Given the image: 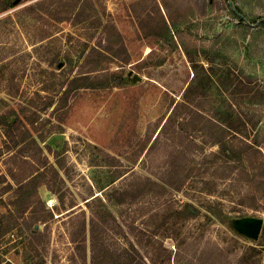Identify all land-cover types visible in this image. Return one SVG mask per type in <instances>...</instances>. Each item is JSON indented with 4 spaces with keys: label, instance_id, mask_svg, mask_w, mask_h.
Instances as JSON below:
<instances>
[{
    "label": "rangeland",
    "instance_id": "1",
    "mask_svg": "<svg viewBox=\"0 0 264 264\" xmlns=\"http://www.w3.org/2000/svg\"><path fill=\"white\" fill-rule=\"evenodd\" d=\"M229 3L264 21L0 0V264H264V28Z\"/></svg>",
    "mask_w": 264,
    "mask_h": 264
},
{
    "label": "trees",
    "instance_id": "2",
    "mask_svg": "<svg viewBox=\"0 0 264 264\" xmlns=\"http://www.w3.org/2000/svg\"><path fill=\"white\" fill-rule=\"evenodd\" d=\"M21 1H23V0H19L17 2V4L21 3ZM202 4H203V2H202ZM202 4H201V14H204L203 6L206 5V4H204L203 6H202ZM228 6L230 7V13H232L240 21V23L242 25H244L246 27L248 26L249 28H251L254 25H257L259 23L261 26L258 25V30H260V28H262V27L264 28V21H262L260 18L254 17L252 19L246 20L245 16L241 14L240 9L231 6L230 3L228 4ZM116 42H118V40H116Z\"/></svg>",
    "mask_w": 264,
    "mask_h": 264
},
{
    "label": "water",
    "instance_id": "3",
    "mask_svg": "<svg viewBox=\"0 0 264 264\" xmlns=\"http://www.w3.org/2000/svg\"><path fill=\"white\" fill-rule=\"evenodd\" d=\"M17 1L18 0H15V3H17ZM260 228H261V220L256 219L248 224L247 231L253 238H256L259 234Z\"/></svg>",
    "mask_w": 264,
    "mask_h": 264
}]
</instances>
